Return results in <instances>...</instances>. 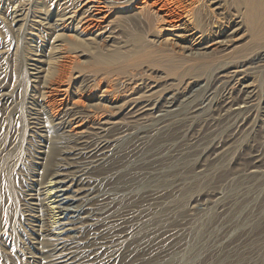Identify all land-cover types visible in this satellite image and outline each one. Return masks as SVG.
<instances>
[{
    "label": "rangeland",
    "instance_id": "1",
    "mask_svg": "<svg viewBox=\"0 0 264 264\" xmlns=\"http://www.w3.org/2000/svg\"><path fill=\"white\" fill-rule=\"evenodd\" d=\"M63 2L0 0V264H36L23 194L42 169L38 157L46 139L40 131V104L51 115L50 108H61L56 101L62 97L63 105L78 108L101 102L88 122L103 117L124 122L113 129L119 134L111 138L109 162L96 184L106 201L95 260L264 264V69L249 74L254 104L239 123L214 110L223 100V88L213 86L215 72H186L190 61L183 63L179 55L149 42L146 33L128 32L119 2L112 1L96 21L113 30L114 46L127 55L110 61L113 47L96 50L92 43L73 49L71 44L92 42L99 31L80 33L75 22L71 27L76 30L42 26L44 17L61 23L56 14L67 5ZM17 5L25 16L13 22L10 12ZM138 38L145 43L143 51ZM252 44L247 41L246 49ZM50 62L53 77L58 69L61 78L41 87L34 67L44 76ZM147 85L155 86L152 102L175 94L174 109L162 119L129 122L124 111L110 108L133 93L142 94ZM255 154L258 171L249 172Z\"/></svg>",
    "mask_w": 264,
    "mask_h": 264
},
{
    "label": "bare ground",
    "instance_id": "2",
    "mask_svg": "<svg viewBox=\"0 0 264 264\" xmlns=\"http://www.w3.org/2000/svg\"><path fill=\"white\" fill-rule=\"evenodd\" d=\"M108 1L109 4L119 2L116 7L123 10L119 17L129 28L128 32H135V35L146 33L150 37L149 42L179 55L183 63L190 61L192 65L183 68L184 71L215 72L217 77L213 86L223 88V100L215 105L214 110L239 123L245 121L255 95L254 81L249 74L264 69V0ZM63 3L67 5L62 13L56 14L61 23L47 21L48 18L44 17L42 21L46 22L42 26L54 30L60 25L63 29L78 27L83 34L97 28L99 33L91 39L92 42L82 39V44L73 43L72 48L87 47L92 43L96 50L99 46L106 50L113 47L114 53L107 58L110 61L125 57L121 47L114 46L117 41L113 30L99 26L96 21L110 8L109 4L103 0H64ZM10 15L13 22H18L24 19L25 13L17 5ZM74 22L76 26L71 27ZM58 37L60 34L55 36ZM138 39L137 46L143 51L141 46L145 43ZM249 40L253 44L246 49L245 44ZM52 48L57 49L55 46ZM245 49L249 50L246 54L236 55ZM51 63L54 62L49 63L44 76L39 75L40 71L34 67L35 78H41V87L61 78L58 69L53 77L55 67ZM147 86L142 94L132 92L120 106L110 108L124 111L129 122L155 117L162 119L174 109L175 94L169 93L162 100L154 98L152 102L151 96L155 91L151 88L155 86ZM65 100L62 97L56 101L62 106L54 111L53 107L50 108L51 115L43 104L39 107L44 117L40 131L46 139V144L42 145L45 149L38 157L42 169L37 171V177L31 179L23 194L24 210L35 235L32 243L36 254L31 256V261L36 264H102L95 260L94 255L99 250L96 240L100 238L102 227L99 224L102 219L100 211L106 200L98 193L96 184L109 162L111 138L118 133H113V129L124 122L108 117L88 122L96 108L103 105L101 102L78 108L69 103L63 105ZM253 157L249 172L258 171L255 164L260 157L256 154ZM8 188L12 190L9 181Z\"/></svg>",
    "mask_w": 264,
    "mask_h": 264
}]
</instances>
